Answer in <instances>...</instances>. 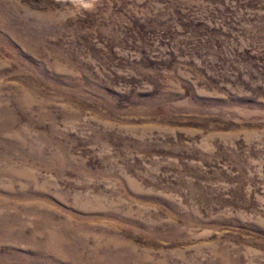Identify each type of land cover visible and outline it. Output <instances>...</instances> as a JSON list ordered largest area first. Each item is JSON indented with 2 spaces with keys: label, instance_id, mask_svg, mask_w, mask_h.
<instances>
[{
  "label": "rangeland",
  "instance_id": "374dc122",
  "mask_svg": "<svg viewBox=\"0 0 264 264\" xmlns=\"http://www.w3.org/2000/svg\"><path fill=\"white\" fill-rule=\"evenodd\" d=\"M0 264H264V0H0Z\"/></svg>",
  "mask_w": 264,
  "mask_h": 264
}]
</instances>
